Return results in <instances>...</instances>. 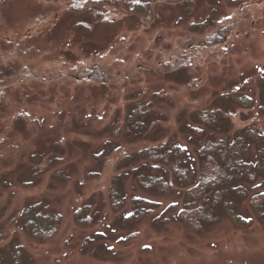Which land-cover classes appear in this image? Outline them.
Here are the masks:
<instances>
[{
	"label": "rangeland",
	"instance_id": "obj_1",
	"mask_svg": "<svg viewBox=\"0 0 264 264\" xmlns=\"http://www.w3.org/2000/svg\"><path fill=\"white\" fill-rule=\"evenodd\" d=\"M72 1L0 0V67L9 70L0 83V264H12L20 249L19 264H264V172L255 192L263 215L250 192L234 203L236 220L196 229L162 222L167 206L178 205L172 214L182 208L183 193H148L130 173L137 152L156 144L186 147L197 169L195 140L204 143L209 133L197 110L223 111L218 136L247 140L249 157L258 158L264 0H113L119 6L109 7V20L87 33L67 13ZM126 2H148L149 12L134 19ZM135 105H151L159 128L133 142L125 116ZM19 115L25 129L14 126ZM106 141L114 150L100 162ZM119 173L117 210L109 190ZM136 198L158 205L127 227ZM37 202L59 217L47 238L21 225L23 206ZM83 206L91 207L88 226L74 219Z\"/></svg>",
	"mask_w": 264,
	"mask_h": 264
},
{
	"label": "trees",
	"instance_id": "obj_2",
	"mask_svg": "<svg viewBox=\"0 0 264 264\" xmlns=\"http://www.w3.org/2000/svg\"><path fill=\"white\" fill-rule=\"evenodd\" d=\"M110 6H119L113 0H73L67 8V13L74 19V27L80 32L87 33L98 24L107 22ZM126 10L132 18H138L149 12L148 2H126ZM82 16L93 18L92 21L80 19ZM86 20V21H85ZM201 26V25H200ZM188 59V57L186 56ZM183 61V60H182ZM188 63V62H187ZM187 63L185 70L187 69ZM9 71V70H8ZM7 71V72H8ZM0 67V83L7 74ZM94 72V71H93ZM92 71L84 72L93 76ZM4 99V92L0 89V102ZM246 101L238 99V102ZM154 114L152 106L135 105L128 107L125 124L128 138L136 142L148 139L159 128L158 123H152ZM196 116L206 127L209 133L204 143L196 139L198 147V168H195L193 158L188 149L182 145L156 144L137 152L139 161L131 167V174L141 189L148 193H170L177 191L184 194V203L177 213V204L166 207L163 214H168L162 222L179 220L196 229L200 226L214 223L225 216L236 220L234 203L246 199L250 192L255 193L259 188L257 179L264 172V149L258 151V158L251 159L249 150L251 145L243 138L228 141L218 133L223 129L225 118L221 110H197ZM27 121L19 115L14 120V126L25 129ZM204 134V133H202ZM6 143L0 139V156L5 150ZM110 141H106L96 155L98 161L109 157L113 153ZM122 162L123 158H120ZM261 173V174H260ZM123 174L114 176L109 190L111 206L119 209L122 206L121 185ZM251 197L250 204L258 215L263 213L255 198ZM133 210L123 218L124 225L132 227L144 218L151 216L158 205L157 202L136 198ZM90 206H83L75 213V222L78 225L92 224ZM260 217V216H259ZM23 229L32 237L47 238L56 233L59 227V217L49 213L42 202L27 203L20 213ZM241 221V220H240ZM19 248V247H18ZM21 249L14 254L12 264H19Z\"/></svg>",
	"mask_w": 264,
	"mask_h": 264
}]
</instances>
